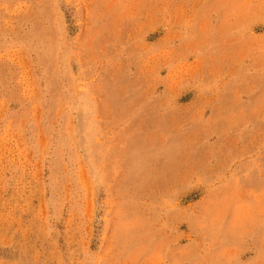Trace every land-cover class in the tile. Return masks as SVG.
I'll return each mask as SVG.
<instances>
[{
	"label": "rangeland",
	"instance_id": "1",
	"mask_svg": "<svg viewBox=\"0 0 264 264\" xmlns=\"http://www.w3.org/2000/svg\"><path fill=\"white\" fill-rule=\"evenodd\" d=\"M0 264H264V0H0Z\"/></svg>",
	"mask_w": 264,
	"mask_h": 264
}]
</instances>
